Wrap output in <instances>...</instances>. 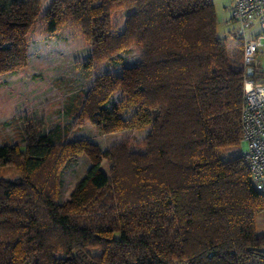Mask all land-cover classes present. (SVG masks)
I'll return each instance as SVG.
<instances>
[{"label":"trees","instance_id":"trees-1","mask_svg":"<svg viewBox=\"0 0 264 264\" xmlns=\"http://www.w3.org/2000/svg\"><path fill=\"white\" fill-rule=\"evenodd\" d=\"M67 20L89 42L86 68L140 51L120 75L93 79L77 118L104 135L151 131L142 153L127 141L107 151L63 141L62 127L28 125L23 145L0 144V264H264V195L240 155L236 24L218 36L212 0H0V76L24 72L26 43ZM6 86L0 115L19 103ZM79 154L90 166L59 202L62 170Z\"/></svg>","mask_w":264,"mask_h":264},{"label":"rangeland","instance_id":"rangeland-1","mask_svg":"<svg viewBox=\"0 0 264 264\" xmlns=\"http://www.w3.org/2000/svg\"><path fill=\"white\" fill-rule=\"evenodd\" d=\"M47 0H39L44 4ZM217 18V35L226 37L233 32V25L226 24L232 8L231 0H212ZM238 37H235V46ZM233 48V47H232ZM230 48V51H233ZM26 70L22 73H4L0 80L11 83L4 92L9 99L19 103L13 112L0 115V144H24L26 128L36 132L62 127L63 141L87 140L101 151L111 150L127 141L131 152L142 153L151 125L131 128L112 134H101L87 120L77 118L85 92L92 87L93 79L100 75H120L123 67L139 62L140 51L130 47L121 51L113 62L92 64L89 62L90 45L78 26L67 20L53 34H38L25 45ZM134 107L128 106L121 116L130 121ZM241 150V149H240ZM90 166L86 155L79 154L75 162L62 170L60 175L59 202L68 200L74 185L82 179ZM101 170L111 175V164L103 160Z\"/></svg>","mask_w":264,"mask_h":264},{"label":"built area","instance_id":"built-area-1","mask_svg":"<svg viewBox=\"0 0 264 264\" xmlns=\"http://www.w3.org/2000/svg\"><path fill=\"white\" fill-rule=\"evenodd\" d=\"M227 23L233 22L243 44V101L241 105L240 155L255 190L264 195V80L255 79L259 37H251L258 25L264 33V0H231Z\"/></svg>","mask_w":264,"mask_h":264},{"label":"crops","instance_id":"crops-1","mask_svg":"<svg viewBox=\"0 0 264 264\" xmlns=\"http://www.w3.org/2000/svg\"><path fill=\"white\" fill-rule=\"evenodd\" d=\"M259 37L260 45L256 55V67L260 73H264V33L261 28L255 25L251 30V37Z\"/></svg>","mask_w":264,"mask_h":264},{"label":"water","instance_id":"water-1","mask_svg":"<svg viewBox=\"0 0 264 264\" xmlns=\"http://www.w3.org/2000/svg\"><path fill=\"white\" fill-rule=\"evenodd\" d=\"M241 146L243 147V144H241Z\"/></svg>","mask_w":264,"mask_h":264}]
</instances>
